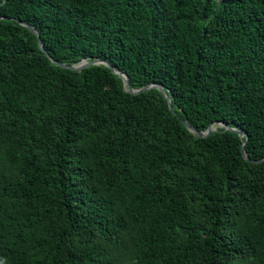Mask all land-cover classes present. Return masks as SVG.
<instances>
[{"label": "trees", "instance_id": "obj_1", "mask_svg": "<svg viewBox=\"0 0 264 264\" xmlns=\"http://www.w3.org/2000/svg\"><path fill=\"white\" fill-rule=\"evenodd\" d=\"M0 15V264H264V0H0ZM48 55L159 82L173 111L105 64ZM180 118L245 130L261 160Z\"/></svg>", "mask_w": 264, "mask_h": 264}, {"label": "water", "instance_id": "obj_2", "mask_svg": "<svg viewBox=\"0 0 264 264\" xmlns=\"http://www.w3.org/2000/svg\"><path fill=\"white\" fill-rule=\"evenodd\" d=\"M4 16L0 15V18H3ZM18 22H20L21 24L25 25L26 27H28L34 34L38 35V44H39V47L40 49L45 52L46 54H48L45 50V47H44V44L39 36V33L38 31L29 23V22H26V21H22V20H19L17 19ZM50 60L56 62L57 64H59L60 66L62 67H66V68H72V69H77V70H81L85 67H88L89 65H92V64H99V63H102V64H105L106 66H108L112 72L116 73V74H119L122 79H123V84H124V88L131 92V93H140L142 92L143 90L147 89V88H150V87H156L158 88L165 96H166V99L168 101V105H169V108L173 111V107H172V103H171V100H170V95L169 94H166L165 92V88H164V85L159 83V82H149V83H146L142 86H139V87H132L131 84H130V81H129V76L127 73L123 72L122 70H120L117 66L113 65L112 63L108 62L107 60H104V59H101L99 57H94V58H91V59H88V58H82L80 61L76 62V63H72V64H67L65 62H61V61H58L56 60L55 58H53L52 56L48 55ZM180 120L187 126V128L192 131L196 136H199V137H204V136H207L211 131L213 130H216V126H222L223 128L225 129H229V130H232V131H235L239 134V136H243L245 135V138L243 139L242 141V144H241V147H240V152L242 154V156L248 160H252V161H259V160H254V159H251L245 149H244V142L247 140L248 138V135L247 133L245 132V130L241 129V128H237V127H233V126H230L227 122L225 121H221V120H217V121H212L211 123H209V125L205 128V129H197L195 128L193 125H191L187 120L183 119V118H180Z\"/></svg>", "mask_w": 264, "mask_h": 264}]
</instances>
